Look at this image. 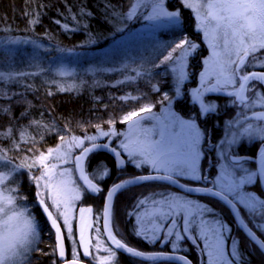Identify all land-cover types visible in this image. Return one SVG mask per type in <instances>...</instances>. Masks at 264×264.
Returning a JSON list of instances; mask_svg holds the SVG:
<instances>
[{
  "label": "trees",
  "instance_id": "obj_1",
  "mask_svg": "<svg viewBox=\"0 0 264 264\" xmlns=\"http://www.w3.org/2000/svg\"><path fill=\"white\" fill-rule=\"evenodd\" d=\"M129 1L0 0V73L7 74L0 81V106L7 109L6 112H0V153L9 158L11 167L24 157L30 158L52 149L64 134L78 138H84L85 133L93 136L97 127L108 131L109 122H112L111 127L118 133L116 138H111L113 140L109 145L119 151L117 137H120L125 126L121 122L122 118L133 111H140L142 107L139 105V95L143 94L146 105L157 110L163 104V95L173 94L172 86L175 88L174 78L166 68L156 70L153 66L147 76L151 77L149 83L146 82L147 78L143 81V76L137 72L143 67L156 65L184 39L197 45L195 56L187 66L188 82L184 88L191 89L196 85L206 50L203 48L200 32L194 28L189 10L184 9L179 0H170V6L181 13L183 28L135 30L137 22L133 23L127 15ZM258 72L264 73V69ZM247 73L244 71V74ZM184 88L180 104L183 98L188 99L189 96ZM154 89H158L159 94L155 95ZM260 95L264 96V93ZM230 103L220 105L221 110L213 112L206 122L198 121L204 138H221L216 124L221 120L233 121L243 114V111L229 105ZM175 109L181 112V108ZM259 111L263 110L255 112ZM30 148L33 151H27ZM87 158L89 161L86 172L93 182L101 186L103 193L116 183L153 174L147 168H137L129 161L117 166L110 155L101 151L90 153ZM207 161L208 150H204L200 164L201 175L209 169ZM2 162L0 161L1 170L8 171L3 167L6 161ZM215 168L216 165L207 174L210 178H213ZM104 169L107 170V175H103ZM13 174L15 177L11 186L17 184L16 198L13 196V199L19 209H27L31 217L36 218L38 226L37 245L28 254L26 263L60 264L56 254H53L55 249L51 227L33 203L37 199L34 177L29 179L18 172ZM191 187L206 188L200 180ZM253 187L255 191L252 189V192L258 193L264 201V192L257 179ZM161 189L176 192L166 185L150 183L119 193L114 198L111 212L114 236L141 253L176 254L195 264L197 250L187 240L183 243L188 249L180 247L181 250L173 252L167 246L163 247L160 241L149 243L133 236L132 213L138 200ZM81 190L83 195L80 204L94 207L91 202L84 200L89 198V194L82 187ZM213 190L221 192L216 187ZM192 199L218 209L221 220L231 228L233 234L228 236L227 246L236 257V260L229 257L232 262L264 264V255L235 228L231 215L221 203L204 196ZM101 207L102 195L94 207L98 215ZM241 209L242 207L238 210L246 225L260 240H264V235L258 231L256 216L246 215L245 218ZM214 215L216 217L215 213ZM182 217L177 231L167 236V240L179 231L186 237L188 230L185 218L188 216L182 214ZM247 218L253 227L245 220ZM180 227L187 231H182ZM235 234L240 240H233L232 236ZM108 250L115 255L113 264H174L142 262ZM78 259L84 264H96L93 254L88 258L80 256Z\"/></svg>",
  "mask_w": 264,
  "mask_h": 264
},
{
  "label": "rangeland",
  "instance_id": "obj_2",
  "mask_svg": "<svg viewBox=\"0 0 264 264\" xmlns=\"http://www.w3.org/2000/svg\"><path fill=\"white\" fill-rule=\"evenodd\" d=\"M179 2L182 7L189 10L190 14L192 15L194 20V28L196 31L200 32L203 41L202 45L206 50V57L201 60V72L197 77L196 85L188 90V116L185 118L181 112L177 111L175 108H181L180 100L182 98L183 88L188 82L187 66L190 60H192V58L195 56L197 47L195 49H191L183 60L184 79L179 85H177L176 58L180 56V49H177L175 52L171 50L168 55L162 58L156 65L143 67L137 72L138 75L143 76L141 79L144 81L148 74L152 71L153 66H155L154 68L156 70H163L166 68L170 75L174 78L175 88L172 86L173 94L163 95V104L157 110H155L153 106L146 105V98L143 94L139 95V105L141 107L150 106L151 112L141 113L140 117L137 118L139 120V127L136 129H133L132 122L124 123L125 126L119 134L120 137H117L119 139L117 149L124 157L127 158L125 162L129 161L137 168L145 167L147 170L153 173L152 175L164 176L166 173H170L173 170L181 168L185 169V175L180 176L175 180L187 187H191L200 180L207 188L210 182L214 180L215 187L221 191L219 192L221 195L227 197L228 200H233L238 209L242 207V214L245 218L246 215L256 216L255 220H257L256 224L258 226V231L264 235V201L261 199V196L258 193L256 194L252 192L254 187H251V185H254L255 183L256 175L253 176L251 181H247L245 183L240 182L241 178H245L249 174L255 172L249 170H241L240 173L234 172L238 170L237 166H231L227 163L226 151L223 147V143H221L217 152V158L219 162H221V165L220 168H218L217 173L214 170L213 178H210L209 175H201L200 162L203 157L202 138L204 137L197 124L198 120H206L207 118L211 117L209 115L213 112L216 113L220 111V105H228V102H231L229 105H232L239 111H244L245 108V113H254L255 109L263 110L261 112L264 113V104L260 103V98H258L260 93H264V84H250V86L247 88L245 85L243 93L244 96L256 101L254 107H245L244 103H241L235 95L236 91L239 89L240 83L242 82L240 80V75L243 74V72L232 77V79L235 81L234 83H224V78L220 75L218 62L213 57V44L215 41L212 39L210 32L209 35H205L203 30H198L199 16L197 15V9L195 7L186 6V4L194 3L195 0H179ZM170 3V0H130L128 3L129 11L127 15L133 23L137 22L135 23V30L159 31L170 30L173 28H183L184 24L181 17L179 24H175L171 20L163 17L156 20L149 19L152 14L153 7H155L157 4H162L166 11L176 10L174 7L170 6ZM170 54L172 59H166ZM263 69L264 68L260 67L259 65H256V68H252L253 71H260ZM6 77L7 74L0 73V81ZM150 79L151 77L149 76L146 82L149 83ZM197 90L202 93L201 99L205 104L214 105V110L204 113L201 111L202 106L199 102L193 103L194 93ZM153 91L155 95L159 94L160 92L158 89H154ZM249 102L250 101L246 99L245 103ZM228 123L230 124L229 132H226V135L223 137L221 136V138H229V145L237 142L240 139L256 140L258 138H264V134L261 133V129H264V122H245L243 120L235 119L233 121H229ZM111 128L116 132L115 128ZM95 135H98V133L96 132ZM116 136L118 135H112L110 137L100 136L95 141V143L101 142L103 144L109 145L113 140L111 138H116ZM62 137H64L65 141H69L74 138V136L68 134H64ZM128 138H132L134 140H143L146 138L149 142L156 146V153L152 158L149 159H145V157L141 155L133 156L129 150L122 147V142H128ZM60 144L61 140L59 138L58 144L52 149L57 148ZM89 145L92 146V142L85 140L83 147H89ZM67 148L68 146L65 144L61 150L66 151ZM206 148L210 149L211 147L208 144ZM47 152L43 153L47 154ZM80 152V148H71L70 156L65 157L64 163H61L59 160L55 159L56 153L53 154V157H50L49 164H56L58 166L57 171H64L66 173L65 178L70 180L71 183L67 186V191L63 189H54L51 193L53 198L45 197L47 204L52 205V207L49 208V211L52 212L54 218L58 215V211L64 210L63 206H61L59 210L57 209L55 199H68L71 201L73 206L70 210V218L73 223V235L71 237H66L65 240L66 247L69 249L71 256L76 259L79 257L80 252L78 251V248L80 247L78 235L80 207L77 205L80 198H82L83 192L80 190L75 179L74 158L80 155ZM87 157L88 155L84 158L82 165L84 177L88 176L86 168L89 158ZM22 159L28 158L24 157ZM153 159L156 161L155 166L152 162ZM142 160L145 162L141 163ZM21 161H19L18 164H20ZM1 163L3 162L1 161ZM193 164L196 168L195 175L199 177L198 180L192 178L193 173L191 172V168ZM36 170H38V175H36ZM42 171L43 169L40 168V166H37L32 169H19L16 172H18L20 175H26L29 179L34 177V183L37 192H44L46 191V189L43 187L45 181H40L41 187L39 188L36 182V177L40 176ZM13 173L14 172L1 170L0 167V175H7L8 177V179L0 181V186H7L9 189H11V193H6V195L10 194L12 197H15V188L17 184L14 183V186H11L15 177ZM77 193L79 194V199H75ZM187 197L188 196L185 197V195L176 193L169 189H161L144 198H140L137 202L138 205L136 209L132 213L133 236L141 240H146L149 243L160 241L163 247L167 246L173 252H178L181 250L180 247L188 249L185 246V243H183L187 240L192 245V247L197 250L196 254L199 255L197 259H194L195 264L197 261L198 264H241V262L234 263L230 260L231 258L229 259V257L232 256V260H236V257L233 256V251L227 246L229 238L228 236H231L233 232L231 228L221 220V216L217 213L218 209L207 206L201 202L194 201V199ZM165 202L174 204L175 210L171 211L170 213V209L166 206ZM45 206L46 205H44V207ZM14 207L17 211L24 212L25 216L31 217V215L27 212V209H19L16 202ZM214 213L216 214V217ZM182 214L188 216L185 218L187 219L186 223L188 230L186 237H183L179 231L181 239L177 240L175 233L171 239L167 240V236H169L172 232L177 231V226L183 219ZM88 217V213H85V219ZM91 217L92 212L90 213V220L92 222ZM31 218H34V216ZM245 220L250 226L253 227L248 218ZM33 223L36 230L38 228L36 218H34ZM57 223L63 225V218L61 217L58 219ZM16 227L22 229L23 221H18ZM181 229L182 231H187L183 228ZM153 230L155 231V235H153ZM51 231L53 233L55 228L52 227ZM137 233H139V235ZM232 237L234 241L235 238L240 240L239 236L236 234ZM37 239L33 242V244L28 246L29 251L27 253L21 250V259L24 260V264H27L26 261L28 254L35 250ZM173 241H175V247L173 246ZM196 244L199 249L197 248ZM89 251L91 252L89 256H91V254L95 256L96 264H113L115 261V255L104 246L103 241L95 231L93 236L90 237ZM81 252L83 254V249Z\"/></svg>",
  "mask_w": 264,
  "mask_h": 264
},
{
  "label": "snow or ice",
  "instance_id": "obj_3",
  "mask_svg": "<svg viewBox=\"0 0 264 264\" xmlns=\"http://www.w3.org/2000/svg\"><path fill=\"white\" fill-rule=\"evenodd\" d=\"M187 7H195L197 9L198 20V30H203L205 35H212V39L215 41L213 44V57L218 62V67L220 75L224 78L225 84H231L235 81L232 77L236 76L238 73H242L243 69L251 66L259 65L264 68V0H195L192 4H186ZM167 18L175 24H179L181 13L179 10L166 11L162 4H157L153 7L152 14L149 19H160ZM197 45L194 42L188 40H182L180 43L176 44V48L173 49L175 52L177 49L181 50L180 56L176 58L177 60V85H179L183 79V60L189 53L191 49H195ZM166 59H172L171 54ZM240 80L247 82L250 80L264 82V73L252 72L251 74H241ZM245 84L240 83L239 89L236 91L235 95L237 99L244 103L245 107H254L256 101L251 100V98H246L244 96ZM202 93L197 90L194 93L193 103L199 102L201 104V111L204 113L214 110V105L205 104L201 99ZM246 99L250 102L245 103ZM259 102L264 104V97L259 99ZM7 109L0 106V112H6ZM151 107H142L140 111H133L122 118L123 123L132 122L133 129L139 127V120L141 113H150ZM254 117L258 120H264V113H254ZM111 123L109 122V130L104 131L97 127L98 135L88 136L84 134V139H79L78 137L72 138V140L65 141L64 137H61V144L55 149H49L47 154L41 152L39 155H35L28 159H22L20 164L11 167V161L9 158L2 153H0V161H6L3 167L7 168L9 172H16L19 169H32L34 167L40 166L43 169L41 175L36 177V182L38 188L41 187L40 181L44 180L45 183L43 187L46 189L44 192H37V200L33 203L37 206L46 205L42 211L47 213V218L51 222V226L55 228L57 233V249L59 250V256H65V246L64 240L66 237H71L73 235V223L70 218V210L73 206L71 201L68 199H55L56 207L59 210L63 206V211H58V215L54 218L52 212L49 208L52 205L47 204V198H53L51 193L54 189H63L67 191V186L71 183L70 180L66 179V173L64 171H57L56 164H49L50 157L56 153L55 159L59 160L61 163L65 162V157L70 156L71 148H80L81 154L76 156L75 163L77 168L83 174V161L88 153L94 151L96 148H103L107 150L109 148L108 144L97 145L95 141L98 137H110L112 135H118L117 132L112 130ZM261 133L264 134V129H261ZM23 135V133H22ZM85 140L92 142V147H83ZM67 144L68 148L66 151L61 149ZM13 147H16L14 145ZM122 147L129 150L133 156L141 155L145 159L152 158L156 153V146L149 142L146 138L132 139L128 138V142H122ZM10 151L12 149H9ZM27 151H33V149H27ZM115 155H120L121 153L116 152L115 149L112 150ZM145 162L144 160L141 163ZM155 166V159L152 160ZM119 163H123L120 161ZM194 179H199L195 175L196 168L193 164L191 168ZM107 170H103V175H107ZM185 175V169H176L170 173H166L163 177H156L160 179H166L169 182H175V179ZM255 173L249 174L245 178H241V183L251 181ZM85 180L88 178L85 176ZM8 179L7 175H0V181ZM143 179H147L144 177ZM130 181H124L123 183H116L114 187L109 191V197L118 190H120L124 184ZM88 188L92 191H100L96 185L88 181ZM208 192H212V189H206ZM6 193H11V189L6 186H0V264H24V260L21 259V250L25 253L29 251V245L37 239L38 234L36 233L33 220L30 216H25L24 212L17 211L14 207L15 201L12 195ZM214 195H221V193L216 192ZM75 199H79V194L77 193ZM143 203V202H141ZM166 206L171 211H174V204L165 202ZM80 222L78 226V235L80 241V247L83 249V255H89V244L90 238L88 235V230L95 228L97 232L101 229L99 226L94 225L90 219H85V213H91V209L80 208ZM169 213V214H170ZM63 218V225L57 223V220ZM23 221V228L16 227L18 221ZM63 227V232L61 231ZM102 231L107 234L112 243L115 244L118 249H125V243H122L120 239L112 234V230L109 227V221L107 219V210L105 213L104 224ZM139 235V233H137ZM153 235L155 231L153 230ZM177 240L181 239L179 233H176ZM253 242L258 243V245L264 249V240H260L255 236V233L250 236ZM173 246L175 247V241H173ZM126 251L135 256H142L143 254L139 251H134L131 247H127ZM55 254V250H53ZM235 255V253H234ZM222 258V256H221ZM26 259V258H25ZM180 259H183L182 257ZM65 264H81L79 259L73 258L69 261H65Z\"/></svg>",
  "mask_w": 264,
  "mask_h": 264
},
{
  "label": "water",
  "instance_id": "obj_4",
  "mask_svg": "<svg viewBox=\"0 0 264 264\" xmlns=\"http://www.w3.org/2000/svg\"><path fill=\"white\" fill-rule=\"evenodd\" d=\"M99 144H103V143H97V145H99ZM91 147L92 146H90L88 148H91ZM112 150L113 149L111 147H109L107 150L98 147L90 153H93L96 151L104 152V153L110 155L115 160L117 166H121L123 163L121 164L119 162L123 161L122 157L120 155H115V153ZM90 153H88V155ZM75 158H74V168H75V174H76L77 180L79 181V183L81 185L87 187V183H86L87 180H85L84 175L77 168L76 163H75ZM255 173H256L257 181H258L262 191L264 192V151L259 152L257 155L256 161H255ZM144 177H147V179H143ZM156 177H163V176H157V175L150 174L147 176H138L136 178L127 180L130 182L127 184H124V186L120 190L114 192L111 197H109L108 193L114 187V185L112 187H110L107 194H106V197L104 200V205H103V210H102V214H101V227H102V229H103L106 210H107V219L109 221V227L111 228L112 204H113L114 198L119 193H121L124 190L134 188V187H139V186H142L145 184L160 183V184L166 185V186L172 188L173 190H175L176 192L183 194V195H186L188 197H192V198L201 197V196L210 197V198L218 201L219 203H221L228 210L229 214L231 215V217L233 219V225L235 226V228H237L245 236V238L259 250V252L262 255H264V249H262L258 245V243H255V242H253L252 239H250V236H252L253 232L248 228V226L245 224L244 220L241 218L237 207L230 200H228L226 197H224L223 195H219V196L214 195L213 193H216V191H214L212 188L187 187V186L181 184L180 182H178L176 180L173 183V182H169L166 179H160V178H156ZM120 183H123V182H120ZM206 189H212V192H208V191H206ZM36 207H37L40 215L42 216V218L52 228L51 222L47 218V213L42 211V209L44 208V205H39V206L36 205ZM61 231H62V229H61ZM53 234H54V249H55L56 257L60 262H63V261H65L66 256H67L65 240H64L65 256L60 257L59 256V250L57 249V233H56V230L53 232ZM103 237H104L107 245L111 248L112 251H114L118 254L124 255L128 258L134 259V260H138V261H142V262H151V263L152 262H159V263H174V264H192V262L189 259H187L186 257L176 255V254H170V253H163V254L142 253L143 254L142 256H135V255L128 253L126 251V248L128 246H126L125 249L116 248L115 244L112 243L110 238L104 232H103ZM134 251H136V250H134ZM181 257L183 259H180ZM62 264H65V262H63ZM81 264H84V263H81Z\"/></svg>",
  "mask_w": 264,
  "mask_h": 264
},
{
  "label": "flooded vegetation",
  "instance_id": "obj_5",
  "mask_svg": "<svg viewBox=\"0 0 264 264\" xmlns=\"http://www.w3.org/2000/svg\"><path fill=\"white\" fill-rule=\"evenodd\" d=\"M252 68H256V66L247 67V68L244 69V71L246 73L247 72H251V73L252 72H256L257 73V71H253ZM244 71H243V74H244ZM251 73H247V74H251ZM242 82L244 83V81H242ZM261 83H263V82H259V81L256 82V81L250 80V81L245 82L244 84L246 85V88H247V87L250 86V84H258V85H263L264 84V83L263 84H261ZM260 96H263V95H259L258 98ZM256 110H259V109H255V111ZM254 113H262V112L259 111V112H254ZM254 113L248 115V114H245V111H243V114L240 115L237 119L243 120L245 122H255L258 119H256L254 117ZM209 116H211V114ZM208 119H210V118H207L206 120H203L202 122H206ZM198 121H201V120H198ZM198 121H197V124H198ZM229 126H230V124L228 123V121H224V120H221V121H219L216 124V128L220 131L222 137L224 135H226V132H229ZM198 127L201 129V126L199 124H198ZM201 132H202V129H201ZM202 139H203L202 152L204 150H208V161H207V163L209 164V169H208V171H206L204 173V175H207L208 172L211 171V168L214 165H216V169H215V172L216 173H217L218 168H220L221 162H219V160L217 158V152H218V149L220 148L221 143H223V145H224L223 147H224V149L226 151V161H227V163L229 165H231V166H237V169L238 170H236L234 172H239V173L241 172V170H249V171H253L254 170L255 171V161H256L257 155H258L259 152L264 151V138H260L261 141L260 140H245V139H240L237 142H235L233 144H230V145L228 144L229 138H213L212 139L213 141L211 140V138H202ZM208 144L211 147L210 149L206 148V146ZM109 147H111V146L109 145ZM116 152H119V151H116ZM120 156H123V155L120 154ZM202 160H203V157H202ZM202 160H201V162H202ZM124 161L125 160L123 159V163H124ZM74 174H75V168H74ZM87 178L88 179L86 181V183H87V187H86V186H83V185H81L79 183V181L77 180L76 174H75V179H76V182H77L80 190H81V187H82L89 194V198H84V200H87L88 202H91L94 205V207H95L97 200L102 195L101 212L98 215L95 212L93 206H88V205H84L83 206V205H81L80 204L81 198H80L77 206L80 207V208H88V209H91V212H92V217H91L92 223L94 225H96V226H99V228L101 229L100 232H97L95 230V228L92 229V230H89V238L93 236V233L95 231L98 234V236L101 238V240L103 241L104 246L107 247L108 249H111L107 245V243H106V241H105V239L103 237V232H102V227H101V214H102V210H103L104 200H105L106 194H107V192H108V190H109L110 187L107 188L104 191V193H103V189L101 188V186L98 185V184H96L95 182H93L91 180V178L89 177V174H88ZM88 181H91L92 184L94 183V185H96V187L99 188L100 191H92L91 189H89L88 188ZM253 186L254 185H251V187H253ZM208 187H211L212 189L215 188V181L214 180L211 181L210 184L208 185ZM88 215H89V217L87 219H90V213H88ZM111 230H112V226H111ZM112 234L114 235L113 230H112ZM65 243H66V240H65ZM125 246H127V245H125ZM66 250H67V256H66L65 261H69V260L73 259V257L71 256V253L69 252V249L66 248ZM78 251L81 252L82 249L79 247L78 248ZM80 252H79V257L82 256L84 258H88L89 255H90V253H91L89 251V255L84 256L82 254V252L81 253ZM197 256L199 257L198 254H197ZM65 261H63V262H65ZM63 262H60V264H62Z\"/></svg>",
  "mask_w": 264,
  "mask_h": 264
},
{
  "label": "bare ground",
  "instance_id": "obj_6",
  "mask_svg": "<svg viewBox=\"0 0 264 264\" xmlns=\"http://www.w3.org/2000/svg\"><path fill=\"white\" fill-rule=\"evenodd\" d=\"M189 90L188 87L184 88V92H187ZM189 111V108H188V99L187 97L186 98H183L182 102H181V114L187 118L188 116V112ZM39 212V211H38Z\"/></svg>",
  "mask_w": 264,
  "mask_h": 264
}]
</instances>
